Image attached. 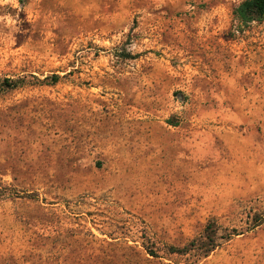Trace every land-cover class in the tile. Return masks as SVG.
<instances>
[{
    "label": "rangeland",
    "instance_id": "obj_1",
    "mask_svg": "<svg viewBox=\"0 0 264 264\" xmlns=\"http://www.w3.org/2000/svg\"><path fill=\"white\" fill-rule=\"evenodd\" d=\"M243 1L0 0V82L21 81L0 93V264H264V21L239 24ZM212 220L241 234L166 253Z\"/></svg>",
    "mask_w": 264,
    "mask_h": 264
},
{
    "label": "trees",
    "instance_id": "obj_2",
    "mask_svg": "<svg viewBox=\"0 0 264 264\" xmlns=\"http://www.w3.org/2000/svg\"><path fill=\"white\" fill-rule=\"evenodd\" d=\"M235 20L239 24H248L251 22L264 21V0H244L234 11ZM58 80L57 76L51 77L52 84ZM21 81H12L4 79L0 82V93L13 89L19 85ZM263 219L256 218L249 222L247 230H252L260 226ZM239 229L223 228L216 220H212L206 224L202 233L193 240L186 243L182 248L173 246H165L166 253L178 255H192L194 257H206L210 252L218 248L221 242L229 241L232 237L240 235ZM153 245V244H152ZM147 254L152 257H157L150 249H145Z\"/></svg>",
    "mask_w": 264,
    "mask_h": 264
}]
</instances>
